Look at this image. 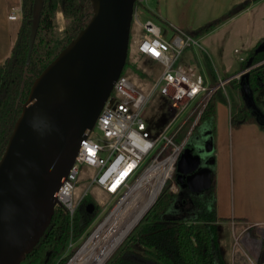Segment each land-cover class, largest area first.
Masks as SVG:
<instances>
[{
  "label": "water",
  "instance_id": "obj_1",
  "mask_svg": "<svg viewBox=\"0 0 264 264\" xmlns=\"http://www.w3.org/2000/svg\"><path fill=\"white\" fill-rule=\"evenodd\" d=\"M90 1L87 24L35 78L0 158V264H20L44 235L60 205L58 187L126 65L136 0ZM43 4L34 0L28 61ZM262 50L264 43L256 52ZM258 64L250 58L244 73ZM242 90L257 112L246 81ZM201 138L205 141L198 152L185 146L176 165L178 179L186 176L189 190L197 193L212 185V167L202 160L213 154V143L208 132Z\"/></svg>",
  "mask_w": 264,
  "mask_h": 264
},
{
  "label": "trees",
  "instance_id": "obj_2",
  "mask_svg": "<svg viewBox=\"0 0 264 264\" xmlns=\"http://www.w3.org/2000/svg\"><path fill=\"white\" fill-rule=\"evenodd\" d=\"M257 1L259 0H244L189 33L201 37L233 17L242 8ZM33 4L34 0H22L21 25L9 55L0 62V158L35 78L87 24L92 15L90 0H44L37 36L28 61ZM140 5L143 6L136 0L135 9ZM58 12L71 19L61 38L55 33V16ZM260 43H264V37L249 51L242 62V69L246 68L250 58L252 64L264 59V50L256 52ZM129 53L130 50L128 55ZM206 63L213 82H216L214 68L207 56ZM127 66L128 60L123 71ZM236 79L244 105L236 111L232 110V124L254 121L264 129V63L253 67L239 78H233L228 84L236 82ZM243 81H246L251 92L257 112H253L247 105L242 90ZM218 83L219 79L216 84ZM219 89L221 87L217 91ZM215 99L228 102L225 96L219 95L215 98L213 94L193 130L194 133L208 122L214 130ZM258 114L263 120H259ZM187 125L190 129L191 122ZM177 187L176 192L169 191L167 187L163 188L155 203L105 264H228L220 244L221 225L215 212L213 184L200 198L191 197L197 210L190 216L172 213L179 203L185 202L181 198V187ZM102 208L91 192L79 202L72 221L65 209L57 206L44 235L20 264H66L75 252L74 250L65 254L70 238L78 239L82 235L84 241L109 211L108 209L101 217Z\"/></svg>",
  "mask_w": 264,
  "mask_h": 264
},
{
  "label": "built area",
  "instance_id": "obj_3",
  "mask_svg": "<svg viewBox=\"0 0 264 264\" xmlns=\"http://www.w3.org/2000/svg\"><path fill=\"white\" fill-rule=\"evenodd\" d=\"M137 1L143 4L146 0ZM8 17L11 20L18 19L17 10L13 8ZM133 22V27L138 29L133 53L152 58L159 71L153 79L145 80L125 70L115 82L93 129L81 141L75 161L57 190L59 206L65 209L71 221L79 202L90 192L87 189L91 186L110 197L120 194L121 199L157 167L159 172L155 173L164 175V187L174 176L180 154L211 96L219 87H224L233 78H239L247 70L245 68L232 77L221 79L216 86L208 88L204 82L183 71L178 64L187 47L200 46V37L177 29L176 34L169 39L156 20L148 18L141 21L138 10L134 12ZM235 52L242 54L238 48ZM246 57L240 56V59L244 61ZM158 97L167 100L173 115L166 127L155 134L145 108ZM181 115L184 116L179 127L172 133L168 132L170 125ZM188 122H191V127L186 137L181 142L176 141L175 137ZM168 147L171 150L161 158ZM84 180L88 184L80 190L79 183ZM85 240L75 250V255ZM74 241L71 237L68 248Z\"/></svg>",
  "mask_w": 264,
  "mask_h": 264
},
{
  "label": "crops",
  "instance_id": "obj_4",
  "mask_svg": "<svg viewBox=\"0 0 264 264\" xmlns=\"http://www.w3.org/2000/svg\"><path fill=\"white\" fill-rule=\"evenodd\" d=\"M243 1L158 0V7L150 11L161 21L170 24L175 31L177 29L192 31ZM21 2L22 0H3L0 3V30L2 28L6 30V36L3 39L0 38V56L7 57L11 51L10 43L15 41L21 25ZM263 3L264 0L252 3L235 14V19L246 16L245 30L247 33L250 29L253 10ZM202 6L204 8L201 10ZM197 7L202 13L196 9ZM208 7L210 10L207 9ZM13 8L17 10L19 16L16 20H11L8 17ZM198 13H201L199 18H197ZM17 21V27L10 26V23ZM224 24L222 23L218 28L200 37L210 48L209 53L206 50L203 54L205 57L207 56L213 66L217 80L227 79L244 70L241 66L225 60L223 55L220 59L219 48L225 46L226 40L230 38L227 34L222 38L218 37ZM163 32L169 38L167 31L163 30ZM233 36L234 34L231 37ZM263 37L264 35L261 34L255 40L252 48ZM190 51L185 54V60H188L192 55ZM214 53L217 56L218 64ZM197 54L195 52L196 68L200 69L201 65L202 69L200 70L204 72V75H207L203 60L201 61L202 56L200 59L199 53ZM220 101L217 99L219 103L216 102L214 130L209 122L200 127V132H208V138L212 141L214 148V162L211 167L216 216L220 220L221 229L223 225H229L232 230L231 235H220V244L228 264H234V253L238 250L248 258L251 264H264V129L254 121L233 125L230 103L227 112L226 108H221L223 105ZM218 105H220L219 114L217 113ZM101 203L103 202L101 201ZM230 256H232V260H230Z\"/></svg>",
  "mask_w": 264,
  "mask_h": 264
},
{
  "label": "rangeland",
  "instance_id": "obj_5",
  "mask_svg": "<svg viewBox=\"0 0 264 264\" xmlns=\"http://www.w3.org/2000/svg\"><path fill=\"white\" fill-rule=\"evenodd\" d=\"M1 2H3V0H0V3ZM156 7H158V0H146L143 2V6H141V7L138 6V7H136L135 10H138L139 17H140L141 21H145L148 18H152V19L158 21L159 24L161 25V27L163 28V30L165 32L167 31L166 33L170 39V38H172V36H174V34H176V31L170 24L161 21L158 17L155 16V14H153L150 11L152 9H155ZM202 8H204V6L201 7V10H202ZM231 8H228V10H230ZM196 9L202 13V11L200 10L199 7H197ZM207 9L210 10L209 7ZM228 10H226V11H228ZM201 13L197 14V18L200 17ZM235 18L236 17L234 15L230 19L226 20L224 22L225 24H224L223 29H221V31L218 33L219 38H222L226 34L230 37L226 40L227 43L225 44V46L219 48V52L221 53L220 59L223 55V58L225 60H227L228 62H231L232 64H235V65L237 64L240 67L242 65V62H243L240 59V56H247L249 51L251 50L252 46L255 44V40L261 34L264 35V3L253 10L252 16L250 18V29L248 30V33H247V30H245L246 16H244L240 19H235ZM70 23H71L70 18L63 15L62 12H58L57 15L55 16V33H56V36L59 38L63 37L65 28L68 25H70ZM10 24H11L10 26L13 25L14 27H17L18 21L10 23ZM185 31H187V30H185ZM187 32H190V31H187ZM233 34H234V36L231 37ZM13 35H14V33H13ZM5 36H6V30L4 28H2L0 30V38L3 39ZM137 37H138V29L135 26L133 27V24H132L131 35H130V49H129L130 53H129L128 58H127L128 66L126 67V70L128 72L132 73L133 75L139 76L140 78H144L145 80H151V79H153V77H155L158 74L159 68H158L157 64H155V62L152 58L146 57V56H139V55L133 53L134 45H135V41H136ZM12 40H13V38H12ZM199 40H200V46H189L182 52L180 59L178 61V64H179L180 68L183 69L185 72L189 73L191 76L198 79L199 81L204 82V84L207 85L208 88H211V87H214L217 85L216 82L218 80H216V82L212 81L213 77L210 75L209 69L206 67L207 66V64L205 63L206 57L203 53H204V51L206 52V50H207V53H209L210 48L208 47L206 42H203L201 40V38H199ZM12 44H13V42L11 41L10 49H11ZM6 47H7V43H6ZM236 47L242 50V54H238L235 52ZM189 51L191 52L192 55L189 56L188 60H185V54H187ZM195 52H196V54L199 53L200 59L202 56L201 61L203 60L204 67L206 69L205 72L208 76L204 75V72H202V70H200V69H202L201 65H200V69L196 68L195 61H194ZM214 55H215V58H216V61L218 64L217 56L215 53H214ZM5 58H6L5 56L4 57L0 56V62H3ZM133 61H136V63H134ZM197 61H199V60L197 59ZM258 63H259L258 65L264 63V59ZM222 75H224V74L222 73ZM214 95H215V98L219 97V95L226 97V100H228V102L226 103L225 101H220V103H222L221 105H223V106H221V108H226L227 112L229 111L230 106L232 107V110L235 109V111H236L237 109H239L241 106L244 105L242 95H241V90L237 85V79H236V82H232V84L227 83L224 87H221V89L216 91L214 93ZM215 101L217 102V99H215ZM218 103L219 102H217V104ZM229 103H230V106L228 105ZM219 106L220 105L217 106L218 107L217 113L220 111ZM145 113L151 119L150 120L151 121V128L155 134H158L160 131H162L166 127V124L169 122V120L172 118V115H173L172 109H171L169 103L167 102V100H165L162 97H158L154 101H152L145 108ZM183 116L184 115H181L174 122V124L172 123L170 125V130L168 132L172 133L179 127V124L181 123ZM188 130H189V128H188V125L186 124L184 127L181 128V130L179 131V133L175 137V140L180 142V140L182 139V141H183L187 135L186 132ZM201 133L202 132H200V128L198 130H196L195 133L193 132V134L191 135L190 139L187 142L186 147H191L192 144L195 142L197 136L200 135ZM170 150H171V147H168L166 152L161 156V158L164 157V155H166V153H168ZM213 159H214V157H213ZM208 164L213 165V163H208ZM87 184H88L87 181H85V180L81 181L79 183L80 190L85 189ZM173 185H175L174 189H172ZM177 185L183 189L182 190L183 194H182L181 198H184L185 202L183 204L179 203L178 206L175 207V210H172V213H175L178 215L184 214V215H188V216L194 215L196 210H197V207L191 198L190 190L188 189L186 184L179 183L175 179V176H172V179H170L167 182V184H165V186L163 188L167 187L169 191L176 192L177 191ZM163 188L160 191L159 195L163 191ZM87 191H90L92 193V195L95 197L96 201L99 204L101 201L104 202V203H101V205L103 206L101 217L106 213V211L108 209H109V211L105 214V216L107 214H109V212L116 205L115 202L120 199V194H118L114 197H110L107 194L102 193L98 188H94L92 186L89 187L87 189ZM145 193H146V189L141 188V190L138 192V196L140 197V199L145 198V196L147 195V193L146 194ZM159 195L157 196V198L159 197ZM105 216L102 218V220L105 218ZM99 223L95 226V228L99 225ZM92 228H93V226H91L90 229H92ZM231 232H232V230H230L229 225L228 226L223 225V228L221 229V236L226 235V234L231 235ZM82 238L83 237L81 235V237H79L78 239H74L75 240L74 243L70 246V248H67V250L65 251V254H68L71 251L77 250L83 241ZM234 255H235L234 264H251L250 261L248 260V258L245 255H243V253L240 252L239 250L236 251L234 253ZM74 256H75V253H74L73 257ZM230 260H232V256H230Z\"/></svg>",
  "mask_w": 264,
  "mask_h": 264
},
{
  "label": "bare ground",
  "instance_id": "obj_6",
  "mask_svg": "<svg viewBox=\"0 0 264 264\" xmlns=\"http://www.w3.org/2000/svg\"><path fill=\"white\" fill-rule=\"evenodd\" d=\"M156 171L159 172L154 167L145 180L135 184L120 199L69 264H103L106 261L159 195L164 175ZM141 188L147 193L142 199L138 196Z\"/></svg>",
  "mask_w": 264,
  "mask_h": 264
},
{
  "label": "flooded vegetation",
  "instance_id": "obj_7",
  "mask_svg": "<svg viewBox=\"0 0 264 264\" xmlns=\"http://www.w3.org/2000/svg\"><path fill=\"white\" fill-rule=\"evenodd\" d=\"M201 135H202V133L200 134V135H198L197 136V138H196V140H195V142L192 144V146H191V148H193L194 149V152L196 153V152H198V147L200 146V145H202L203 144V142L205 141L203 138H201ZM212 156H213V154L212 155H210V154H208V155H205L204 157H203V163H202V165L203 166H206V165H209L208 163L210 162V160L212 159ZM211 166V165H210ZM175 178L178 180V182L179 183H181V184H186V180H185V178H186V176H184L182 179H178V176H177V173L175 174ZM187 185V184H186ZM188 187V186H187ZM189 189V188H188ZM177 190H178V187H177ZM181 190H183L182 188H181ZM207 191V190H206ZM183 192V191H182ZM203 192L204 191H202V192H200V193H197V192H192L191 190H190V194H191V197H196V198H200V196L203 194Z\"/></svg>",
  "mask_w": 264,
  "mask_h": 264
}]
</instances>
